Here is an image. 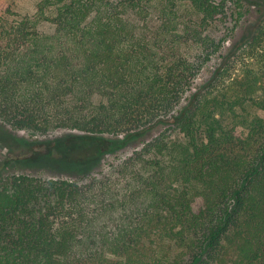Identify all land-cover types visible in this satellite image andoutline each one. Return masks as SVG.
Wrapping results in <instances>:
<instances>
[{"label":"trees","instance_id":"16d2710c","mask_svg":"<svg viewBox=\"0 0 264 264\" xmlns=\"http://www.w3.org/2000/svg\"><path fill=\"white\" fill-rule=\"evenodd\" d=\"M0 125L131 147L0 177V264H264V0L2 4Z\"/></svg>","mask_w":264,"mask_h":264},{"label":"rangeland","instance_id":"374dc122","mask_svg":"<svg viewBox=\"0 0 264 264\" xmlns=\"http://www.w3.org/2000/svg\"><path fill=\"white\" fill-rule=\"evenodd\" d=\"M40 1L0 0V5H7L17 15H33ZM38 29L50 33L53 25L41 21ZM214 66L216 63H212ZM109 142L106 137L74 131L29 136L22 131L9 132L0 125V177L25 173L42 178L63 177L84 182L91 175L105 172L107 163L116 161L114 155L123 157L131 152L130 146H124L113 153H106Z\"/></svg>","mask_w":264,"mask_h":264}]
</instances>
